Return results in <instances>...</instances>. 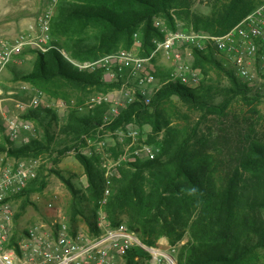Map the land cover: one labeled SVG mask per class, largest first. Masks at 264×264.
I'll return each mask as SVG.
<instances>
[{
    "label": "trees",
    "instance_id": "1",
    "mask_svg": "<svg viewBox=\"0 0 264 264\" xmlns=\"http://www.w3.org/2000/svg\"><path fill=\"white\" fill-rule=\"evenodd\" d=\"M261 2L214 0L211 12L204 14L192 10L191 0H59L50 22L51 47L45 52L29 49L36 54L33 68L16 78L53 97L70 98L72 91H88L89 87L112 88L115 84L106 82L100 70L79 71L60 50L79 61L94 60L130 49L136 34L141 42L140 54L147 55L155 47V38L163 39L166 31L177 29L174 15L197 31L222 34ZM160 15L164 16L167 28L156 25L155 18ZM192 64L203 75L211 70L222 73L228 84L215 88L207 82L188 87L170 81L152 96L149 104H129L110 124L114 129L137 120L151 125L154 135L149 140H154L161 131L163 137L159 156L137 162L132 168H121L105 206L109 220L118 224L120 215L126 214L125 224L137 231L146 244H154L156 238L166 236L174 245L187 234V241L177 250V264H264V135H257L250 127L240 134L238 157L217 156L198 148L202 141L198 125L190 128L170 125L163 109L164 103L176 96L204 113L223 115L234 100L250 105L260 94L253 92L248 82L241 80L231 66H226L210 50H194ZM165 76L157 72L159 79ZM217 96L221 100L216 101ZM105 108L100 106L89 114L70 109L63 133L85 142V137L91 138L96 132ZM21 116L45 121L37 108ZM50 141L46 129L45 138H32L24 145L10 146L7 151L16 158L37 157L51 149ZM2 150L6 147L0 144ZM75 156L84 167L89 198L96 202L105 188L98 157L80 152ZM67 184L73 187L68 180ZM45 185L42 173L31 180L19 194L23 197L21 211L29 203V194ZM77 213L74 206L73 220ZM19 214L20 211L15 219ZM92 216L94 219L95 209ZM93 219L88 221L92 228ZM147 256L140 248H133L125 255L124 264H147Z\"/></svg>",
    "mask_w": 264,
    "mask_h": 264
},
{
    "label": "built area",
    "instance_id": "2",
    "mask_svg": "<svg viewBox=\"0 0 264 264\" xmlns=\"http://www.w3.org/2000/svg\"><path fill=\"white\" fill-rule=\"evenodd\" d=\"M44 1L36 29L0 32V76L23 51L32 49L45 52L51 47L50 22L59 0ZM156 25L161 26L159 20ZM153 42L154 49L147 55H141V42L135 34L130 49L84 61L74 60L61 50L63 56L79 71L100 70L106 82L117 86L112 94L90 96L83 104L75 105L74 100L66 102L62 99L53 102L39 90H35L32 97L24 102L14 98L13 93L5 91L0 84V114L6 135L16 138L21 130L34 132L32 122L10 114L6 102H11L18 111L55 107L58 112L65 111L68 106L79 111L86 106L93 108L107 104L108 108L97 127L100 131L118 118L129 104H149L152 96L170 81H178L188 87L196 86L201 73L192 64L194 50L212 51L228 62L241 78L251 79L250 70L253 67L264 79V0L222 34L179 27L166 31L163 39L155 38ZM161 58L169 61L168 77L163 80L157 77ZM137 134L135 128L128 130V135L133 138ZM86 140L91 141L90 138ZM139 150L149 159L157 155L152 146L145 145ZM11 158L6 153L0 156V264H121L133 248H140L148 254L145 259L147 264H176L175 245L164 241L146 244L125 223L111 224L101 208L94 228L86 224L75 226L60 207L49 200L46 205L53 212L49 219L38 220L17 232L14 225V197L36 177L38 162ZM109 193L106 185L101 195V205L106 202Z\"/></svg>",
    "mask_w": 264,
    "mask_h": 264
},
{
    "label": "rangeland",
    "instance_id": "3",
    "mask_svg": "<svg viewBox=\"0 0 264 264\" xmlns=\"http://www.w3.org/2000/svg\"><path fill=\"white\" fill-rule=\"evenodd\" d=\"M213 2L214 0H191V7L195 12L208 14L212 10ZM44 3V0H0V32L4 30L15 32L19 30L31 31L36 29L37 18L42 12ZM174 19L176 28L181 27L195 30L192 27L186 26L175 15ZM155 20L156 22L159 20L161 26L167 28L163 15L156 17ZM61 50L66 52L64 49ZM67 55L74 59L68 53ZM214 56L216 55L214 54ZM216 57L218 58V56ZM35 58L36 54L32 50L27 49L23 51L3 70L0 76V84L4 90L12 92L14 98L23 100L24 102L32 97L35 90H41L26 81L17 79L16 75L21 72L32 70ZM219 59L223 61L226 66H231L228 62L221 58ZM159 62L158 71L165 73V79L168 77L169 61L161 58ZM250 72L252 74L251 79L238 77L248 82L253 92L260 94L258 100L253 104L249 105L243 103L241 100H234L228 110L223 115H219L215 113H204L199 108H194L182 102L176 96H173L171 100L163 105L165 115L170 119V125L188 128L198 125V134L202 139L200 145H198L199 149L217 154V156L221 154L222 156L232 154L238 157L241 151L238 143L241 133L252 127L255 132H257V135H264V86L262 83L264 80L261 74L257 72L256 68L252 67ZM200 73V84L211 82L215 88H222L228 84L227 78L220 72L218 73L217 71L211 70L207 75H203L200 70ZM114 89H117L116 85L112 88L101 90L89 87L88 91H72L70 98H65L63 96L53 97L44 91L41 92H43L50 101L54 102L56 99H62L66 102H70V100H74L75 105H77L83 104L87 98L93 95L112 94V92L115 91ZM219 100H221V97L217 96L216 101ZM100 106H105V110L108 108L107 104H102L93 108L86 106L78 112L81 114H89ZM6 107L8 112L14 116L19 115L22 117L21 115L27 112L16 110L11 102H6ZM72 108L75 109L74 107L68 106L65 111L58 112V109L55 107H38L37 111L40 112V117L45 121L41 123L37 119L26 118L32 122L34 132L30 133L21 130L16 138H9L6 135L0 114V144L6 147V150L0 151V156H4L6 153L8 157L17 159L8 154L7 150L10 146L17 147L24 145L32 138H45L46 129H48L49 135H51L50 150L37 157L24 158L26 160H37V174L42 173L45 175L46 185L42 190L33 191L29 194V203L25 206L23 211H21L20 208L23 197L19 196L20 193L14 197V225L17 232L38 220H48L53 213L46 205L49 200H52L56 206L60 207L62 212L69 217L72 225L77 226L86 224L91 226L88 221L93 219V210L95 209V216L93 219L95 223L99 215L98 213L101 211L100 208L102 209L101 212H104L107 220H109L105 206L109 200L114 179L121 175V168H132L133 164L137 162L151 160L139 150L145 145L152 146L157 151L156 157L160 155L163 132L161 131L156 135L154 140H149L150 135H154L151 125L149 123H140L137 120L127 121L114 129L110 127V124L103 127L100 131L96 128V132L92 134L90 142L86 140V138L89 137L84 138V140H86L85 142L71 139V137L63 133L62 128L66 123L68 111ZM46 110L51 111L47 112ZM130 128L138 130V134L135 138L128 135V130ZM137 151H139V153H136ZM76 152H80L86 156L95 155L98 157L97 166L102 173L104 185H107L110 189L107 200L103 205L100 203L101 196L96 202L89 198L87 177L84 167L75 156ZM67 180L73 185L72 188L67 184ZM74 206L78 213L73 220L71 212ZM18 211H20V214L17 219H15V214ZM119 218L121 222L125 223L127 215L122 214ZM136 233L138 234L137 231ZM187 239L188 236L185 234L174 244L176 246L175 260L178 248L184 244ZM160 241L171 244L166 236L156 238L154 243ZM124 262L125 259L121 264H124Z\"/></svg>",
    "mask_w": 264,
    "mask_h": 264
},
{
    "label": "water",
    "instance_id": "4",
    "mask_svg": "<svg viewBox=\"0 0 264 264\" xmlns=\"http://www.w3.org/2000/svg\"><path fill=\"white\" fill-rule=\"evenodd\" d=\"M172 258L174 259V257L172 256Z\"/></svg>",
    "mask_w": 264,
    "mask_h": 264
}]
</instances>
